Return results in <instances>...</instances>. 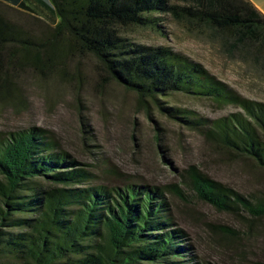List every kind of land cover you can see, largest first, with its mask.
Returning <instances> with one entry per match:
<instances>
[{
    "label": "trees",
    "instance_id": "16d2710c",
    "mask_svg": "<svg viewBox=\"0 0 264 264\" xmlns=\"http://www.w3.org/2000/svg\"><path fill=\"white\" fill-rule=\"evenodd\" d=\"M57 20L0 1V89L8 71L47 57L89 55L99 82L112 81L205 140L264 170V103L247 99L201 63L167 45L130 41L129 25L159 29L167 16L188 32L207 31L248 63L264 62V17L248 0H49ZM182 93L237 110L206 118L163 105ZM38 127L0 134V264H198L174 226L163 188L103 183ZM193 196L219 211L264 213V201L187 168ZM164 187V186H162ZM166 191L181 195L174 184ZM251 264H264L253 261Z\"/></svg>",
    "mask_w": 264,
    "mask_h": 264
},
{
    "label": "rangeland",
    "instance_id": "374dc122",
    "mask_svg": "<svg viewBox=\"0 0 264 264\" xmlns=\"http://www.w3.org/2000/svg\"><path fill=\"white\" fill-rule=\"evenodd\" d=\"M118 32L133 42L167 45L201 63L239 95L264 103V62L239 59L205 30L188 32L163 16L158 30L129 25ZM5 74L0 134L38 127L79 166L92 171L96 181L163 188L173 224L183 230L198 264L264 261V213L216 210L195 198L186 183L190 166L250 202L264 201V170L251 160L212 144L151 104L139 105L132 92L114 82H99L89 55L47 57L44 64H22ZM161 101L206 118L237 110L182 93ZM169 184L181 195L166 191Z\"/></svg>",
    "mask_w": 264,
    "mask_h": 264
},
{
    "label": "crops",
    "instance_id": "0c3cea01",
    "mask_svg": "<svg viewBox=\"0 0 264 264\" xmlns=\"http://www.w3.org/2000/svg\"><path fill=\"white\" fill-rule=\"evenodd\" d=\"M0 1L7 3L17 9L33 14L49 24H53L57 20V16L49 0H0ZM248 1L264 17V0H248Z\"/></svg>",
    "mask_w": 264,
    "mask_h": 264
}]
</instances>
